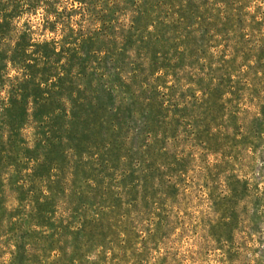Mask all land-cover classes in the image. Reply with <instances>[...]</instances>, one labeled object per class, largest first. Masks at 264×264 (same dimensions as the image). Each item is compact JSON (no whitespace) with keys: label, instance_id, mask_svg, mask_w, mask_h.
<instances>
[{"label":"rangeland","instance_id":"rangeland-1","mask_svg":"<svg viewBox=\"0 0 264 264\" xmlns=\"http://www.w3.org/2000/svg\"><path fill=\"white\" fill-rule=\"evenodd\" d=\"M79 1L39 7L70 11ZM144 4L153 22L137 34L165 69L152 76L155 105L126 113L129 147L112 152V168L90 165L88 183L72 176L73 163L38 162L44 182L34 188L47 184L54 196L50 228L27 218L40 197L25 195L38 179L25 158L39 151L33 126L11 136L0 127V264H264V0ZM130 8L111 10L117 34L130 28ZM31 10L18 30L31 29L33 44L55 38L39 30L43 11ZM94 30L88 22L84 33ZM4 74L17 76L11 65ZM74 206L81 219L61 227Z\"/></svg>","mask_w":264,"mask_h":264},{"label":"trees","instance_id":"trees-1","mask_svg":"<svg viewBox=\"0 0 264 264\" xmlns=\"http://www.w3.org/2000/svg\"><path fill=\"white\" fill-rule=\"evenodd\" d=\"M28 1L0 0V90L7 95L0 111V127L8 129L11 136L22 126H33L34 149L39 147V151L25 158L34 165L30 178L38 179L28 180L30 188L25 195L40 197L36 203L30 201L34 211L27 218L41 228H50L54 196L47 184L34 188L38 181L44 182V176L39 175L43 166L38 162L53 163L61 171L73 163L72 176L85 183L89 182L90 165L101 162L112 168V152L129 147L131 128L126 113L136 115L154 107L152 76L163 75L165 69L158 67L161 53L145 42L144 33L137 34L153 22L145 0H130V28L118 34L112 30L114 15L124 11L128 0L107 4L80 0L79 7L70 11L69 4L64 8L61 2L40 8L39 3L47 0H32L35 8L31 10ZM25 9L42 10L39 30L50 31L55 38L33 44L28 39L34 34L31 29L18 30L16 20ZM88 22H93L96 30L86 34ZM32 51L38 60L29 58ZM37 63L43 66L42 73ZM7 65L16 71V77L4 74ZM109 95L114 96V103ZM80 210L69 208L61 227L72 228L71 223L81 219ZM61 227L53 229L55 234L63 232Z\"/></svg>","mask_w":264,"mask_h":264}]
</instances>
